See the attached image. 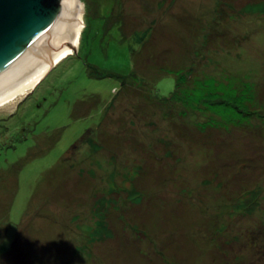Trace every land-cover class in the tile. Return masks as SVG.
<instances>
[{
	"label": "rangeland",
	"instance_id": "obj_1",
	"mask_svg": "<svg viewBox=\"0 0 264 264\" xmlns=\"http://www.w3.org/2000/svg\"><path fill=\"white\" fill-rule=\"evenodd\" d=\"M79 3L77 45L0 106V264H264V0ZM209 77L248 118L176 98Z\"/></svg>",
	"mask_w": 264,
	"mask_h": 264
},
{
	"label": "water",
	"instance_id": "obj_2",
	"mask_svg": "<svg viewBox=\"0 0 264 264\" xmlns=\"http://www.w3.org/2000/svg\"><path fill=\"white\" fill-rule=\"evenodd\" d=\"M76 23L77 0H0V102L62 55Z\"/></svg>",
	"mask_w": 264,
	"mask_h": 264
},
{
	"label": "trees",
	"instance_id": "obj_3",
	"mask_svg": "<svg viewBox=\"0 0 264 264\" xmlns=\"http://www.w3.org/2000/svg\"><path fill=\"white\" fill-rule=\"evenodd\" d=\"M183 95L176 98L191 108L204 107L221 118L222 122L242 121L248 118L251 110L249 90H238L232 84L217 82L215 78L209 77L204 80H196L194 87L189 90H181L180 82L177 81L175 88ZM218 121L210 120L203 124L216 125Z\"/></svg>",
	"mask_w": 264,
	"mask_h": 264
},
{
	"label": "bare ground",
	"instance_id": "obj_4",
	"mask_svg": "<svg viewBox=\"0 0 264 264\" xmlns=\"http://www.w3.org/2000/svg\"><path fill=\"white\" fill-rule=\"evenodd\" d=\"M81 6L82 5L79 3V0H77V23H76L74 34H73V36H72L67 48L62 53V55L60 57H58L55 61H53L50 65L57 64V61L62 59L64 57V55H66V54H68V52H70V49L72 48V43L71 42L75 41V43H76L75 45H77V41H78V38H79L80 29H81V25H82ZM50 65L35 79V81L29 87L25 88L23 91L17 93L16 95H14V96H12V97L0 102V106L3 107V105H5L6 103L12 101L13 99L17 98L18 96L26 94L29 90L33 89L35 84H36V82L38 80H40L43 77V75L48 71V69L50 68Z\"/></svg>",
	"mask_w": 264,
	"mask_h": 264
}]
</instances>
